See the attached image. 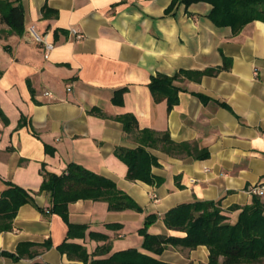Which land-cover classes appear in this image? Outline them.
Instances as JSON below:
<instances>
[{
	"label": "crops",
	"instance_id": "0c3cea01",
	"mask_svg": "<svg viewBox=\"0 0 264 264\" xmlns=\"http://www.w3.org/2000/svg\"><path fill=\"white\" fill-rule=\"evenodd\" d=\"M19 1L25 29L46 33L54 46L44 57L42 44L29 34H11L0 24V192L10 181L35 202L21 205L12 230L0 232V249L14 252L20 241L49 240L51 246L34 247L32 258L0 256V264H84L57 248L67 224L50 211V193L39 192L43 166L61 174L69 163L82 165L113 180L143 208L110 211L102 201L69 203L68 220L88 225L86 236L73 240L88 253L102 244L112 253L113 242L127 234L130 241L148 213L157 214L150 233L182 236L162 219L182 202L220 200L224 210L251 203L249 187L264 183L263 21L238 30L218 25L209 16L212 4L203 0H176L171 7L172 0ZM71 28L83 37L76 39ZM213 69L199 80L180 75L178 102L171 110L165 99H153L148 86L157 73ZM118 90H123L121 103H114ZM123 113L135 115L139 128L167 131L174 141L208 155L171 156L150 148L159 162L151 172L162 183L128 180L126 164L114 154L118 146L137 145L115 118ZM151 191L159 197L156 203ZM259 198L264 203V195ZM238 213L229 212L232 221ZM108 222L123 226L110 230ZM89 231L104 232L109 239L93 240ZM208 253L204 245L167 246L154 257L208 264Z\"/></svg>",
	"mask_w": 264,
	"mask_h": 264
},
{
	"label": "trees",
	"instance_id": "16d2710c",
	"mask_svg": "<svg viewBox=\"0 0 264 264\" xmlns=\"http://www.w3.org/2000/svg\"><path fill=\"white\" fill-rule=\"evenodd\" d=\"M198 1V0H186ZM212 4L210 18L218 25L231 24L235 30L253 20L264 22V0H203ZM172 0L170 7L175 4ZM0 24L8 26L9 33L22 36L26 29L24 11L19 0H0ZM227 65H224V68ZM213 70L185 71L181 70L172 76L157 73L150 78L149 89L155 101L166 100L167 109L178 102L180 87L175 80L183 75L199 80L202 75ZM1 74V71H0ZM123 90L113 96L114 103H121ZM92 112H97L92 109ZM1 113V112H0ZM123 125L126 133L131 134L137 145L134 148L118 146L114 154L127 166L126 178L140 180L147 184L159 185L162 179L152 172V166H159L158 159L150 153V148L159 149L171 156H192L203 158L208 151H196L188 142H176L169 133L157 132L149 128H139L135 115L123 113L115 117ZM20 120V124H21ZM45 151L53 153V149L45 145ZM43 180L39 192L50 193V211L62 217L67 224L65 239L58 245V250L69 259L79 260L84 264H176L154 257L167 246H180L194 249L204 245L208 249V264H264V203L259 196H253L250 204L222 209L220 200L194 199L182 202L169 208L163 214V222L167 229L181 232L182 236L165 233H150L148 228L157 220L156 213H148L137 232L142 236L140 248L129 247L109 253V245L102 244L88 253L86 248L74 239L86 236L87 224L72 223L68 220V204L77 200L102 201L110 211L131 209L142 212L143 208L116 183L108 177L95 173L77 163H69L61 174L41 171ZM177 186H181L177 181ZM33 203V196L22 187L5 181V188L0 192V232L13 228V219L21 205ZM239 209L235 220H231L229 212ZM107 229L122 228V223H105ZM89 237L96 241H106L109 235L104 232L89 231ZM50 248L51 243L20 241L14 252L1 250L0 256L13 259L32 258L37 254L34 247ZM107 254V255H105ZM42 264V263H33Z\"/></svg>",
	"mask_w": 264,
	"mask_h": 264
},
{
	"label": "built area",
	"instance_id": "2783aa9c",
	"mask_svg": "<svg viewBox=\"0 0 264 264\" xmlns=\"http://www.w3.org/2000/svg\"><path fill=\"white\" fill-rule=\"evenodd\" d=\"M26 31L28 32L29 36L31 37V39L35 42H38L40 44H42L43 48H44V57L48 56L49 51L53 48L54 43L51 42L50 40L47 39V34L46 33H38L36 31V29L33 26H29L26 28ZM70 32L72 35H74V37L76 39H80L81 37H83V35L78 32L76 29L71 28ZM67 90L70 89V84L66 85ZM46 94H49L48 92H46ZM248 192L251 195L254 196H262L264 195V183H256L252 186L249 187ZM150 198L152 199L153 202H157L159 200V197L157 195V193L155 191H151L149 193Z\"/></svg>",
	"mask_w": 264,
	"mask_h": 264
},
{
	"label": "rangeland",
	"instance_id": "374dc122",
	"mask_svg": "<svg viewBox=\"0 0 264 264\" xmlns=\"http://www.w3.org/2000/svg\"><path fill=\"white\" fill-rule=\"evenodd\" d=\"M25 33L28 34L27 31H25ZM143 224V222H142ZM139 225L140 226H142ZM129 236L127 234L126 237L122 238V239H116L114 242H113V245H116L117 247H115L112 252L114 251H117V250H121V249H126V248H129V247H136V248H139V246L141 245V242H142V236H140L136 230V233L134 234V237L131 238V240L129 241ZM129 241V245H124L125 242Z\"/></svg>",
	"mask_w": 264,
	"mask_h": 264
}]
</instances>
